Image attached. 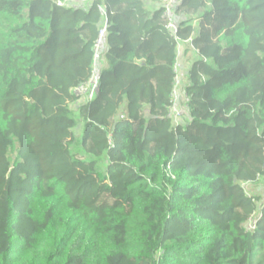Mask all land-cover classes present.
<instances>
[{"label":"trees","instance_id":"1","mask_svg":"<svg viewBox=\"0 0 264 264\" xmlns=\"http://www.w3.org/2000/svg\"><path fill=\"white\" fill-rule=\"evenodd\" d=\"M65 1L0 0V264H264V0H108L76 110L103 20Z\"/></svg>","mask_w":264,"mask_h":264},{"label":"built area","instance_id":"2","mask_svg":"<svg viewBox=\"0 0 264 264\" xmlns=\"http://www.w3.org/2000/svg\"><path fill=\"white\" fill-rule=\"evenodd\" d=\"M107 1L108 0H66L64 3H60L61 6L71 7L76 9H81L85 12L95 3L100 2L101 4L98 5V11L102 16L103 26L100 29L98 40L94 47V67H93V75L90 82L84 86L78 88L75 93L84 99L86 102H91L95 100L101 91V84H102V74L100 70V65H102L104 55L106 52V44L108 40V8H107ZM167 12L166 15L170 20L169 23V30L173 33L176 32V25L173 19V12L172 8L170 9V5L166 6ZM253 226L250 230H255L256 227V220H252Z\"/></svg>","mask_w":264,"mask_h":264},{"label":"rangeland","instance_id":"3","mask_svg":"<svg viewBox=\"0 0 264 264\" xmlns=\"http://www.w3.org/2000/svg\"><path fill=\"white\" fill-rule=\"evenodd\" d=\"M175 1H169L166 6L170 5V9L172 5H174ZM147 5L149 7L154 6L150 1H147ZM176 5V3H175ZM176 21V20H175ZM169 28V27H168ZM170 29V28H169ZM198 59L197 53L194 48L190 45V42L181 41L180 47L178 50V60L176 65V78H175V93L173 98V107L171 109V116H174L177 119H181V115L183 114L184 107L183 102L185 101V88L188 84V74L192 68L193 63ZM85 100L81 99L77 104H73L72 108L76 110L80 103H84ZM246 192L249 195L255 196L256 206L254 210V220L261 215L262 204L264 203V184L262 182L254 184V185H245ZM253 226V222H250L247 225V230H250Z\"/></svg>","mask_w":264,"mask_h":264},{"label":"bare ground","instance_id":"4","mask_svg":"<svg viewBox=\"0 0 264 264\" xmlns=\"http://www.w3.org/2000/svg\"><path fill=\"white\" fill-rule=\"evenodd\" d=\"M81 99V98H80Z\"/></svg>","mask_w":264,"mask_h":264}]
</instances>
